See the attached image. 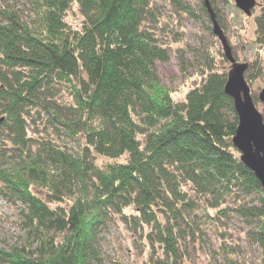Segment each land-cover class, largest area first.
Segmentation results:
<instances>
[{"label":"trees","instance_id":"trees-1","mask_svg":"<svg viewBox=\"0 0 264 264\" xmlns=\"http://www.w3.org/2000/svg\"><path fill=\"white\" fill-rule=\"evenodd\" d=\"M28 1L25 17L0 1V193L20 202L32 239L0 260L100 262L98 231L118 220L144 264H251L218 230L235 214L264 264V189L231 142L227 69L195 54L199 82L176 99L156 71L169 51L154 0ZM212 228L221 252L197 260Z\"/></svg>","mask_w":264,"mask_h":264},{"label":"rangeland","instance_id":"rangeland-1","mask_svg":"<svg viewBox=\"0 0 264 264\" xmlns=\"http://www.w3.org/2000/svg\"><path fill=\"white\" fill-rule=\"evenodd\" d=\"M21 17H25L29 9L28 0H0ZM158 16L157 33L161 42L168 48L167 60H156V71L161 81L171 90L172 96L180 99L187 88L197 82L201 75V67L193 60L195 54L201 55L199 60L203 66L212 63L217 67L228 70L230 61L224 56L222 45L217 35L212 31V21L209 13L203 8V0H154ZM260 0H256L250 14L244 13L233 0H209L214 16L222 28L231 52L239 62H246L244 77L248 82L250 94L257 109L264 115V100L258 97L264 88V47L254 43L255 22L254 15L259 10ZM80 13L76 4L67 15L72 24L78 23ZM183 57L187 66V77L182 75L179 58ZM225 59L226 62L222 61ZM202 66V65H201ZM262 115V116H263ZM59 137L69 143L68 136L59 133ZM21 204L11 201L0 193V248L9 250L11 246L17 248L27 245L32 236L27 232L22 218ZM219 224V231L225 235L238 256L251 264H257L260 251L257 244L251 242L245 234V226L235 214L224 217ZM217 230V231H218ZM212 230H207L205 250H197V260L207 259L208 255L215 259L219 238ZM59 237V233L55 234ZM56 237V238H57ZM97 249L100 262L94 264H144L145 248L137 241L130 230L118 220L102 226L97 235ZM204 250V251H205ZM221 256L218 258L220 259ZM0 264H8L0 260Z\"/></svg>","mask_w":264,"mask_h":264},{"label":"water","instance_id":"water-1","mask_svg":"<svg viewBox=\"0 0 264 264\" xmlns=\"http://www.w3.org/2000/svg\"><path fill=\"white\" fill-rule=\"evenodd\" d=\"M233 1L246 14L251 13L256 3V0ZM203 2L212 21V31L217 35L224 56L231 64L223 86L224 92L232 98L237 115V125L231 142L239 150L240 159L254 172L264 189V119L254 104L248 82L244 77L247 63L235 59L226 35L215 19L209 0ZM258 97L264 100V88L261 89Z\"/></svg>","mask_w":264,"mask_h":264}]
</instances>
